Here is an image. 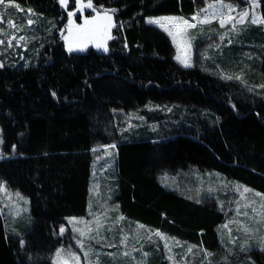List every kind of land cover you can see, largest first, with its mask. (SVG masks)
<instances>
[{
    "label": "trees",
    "instance_id": "obj_1",
    "mask_svg": "<svg viewBox=\"0 0 264 264\" xmlns=\"http://www.w3.org/2000/svg\"><path fill=\"white\" fill-rule=\"evenodd\" d=\"M12 1L56 20L65 12L59 0ZM210 1L95 0L114 9L108 53L94 47L69 53L56 33L37 64L22 63L26 52L20 64H0V185L28 196L35 220L24 238H14L0 217V264H54L71 233L65 217L86 215L93 161L113 144L112 195L121 212L215 252L223 264L219 229L229 212L165 187L160 176L197 166L264 193V73L251 92L241 82L184 67L168 34L145 21L192 15ZM258 1L264 17V0ZM252 35L264 41V30ZM169 105H176L177 120L166 117ZM158 257L154 264H161ZM195 264L214 263L199 255ZM246 264H264V252L256 250Z\"/></svg>",
    "mask_w": 264,
    "mask_h": 264
},
{
    "label": "rangeland",
    "instance_id": "obj_2",
    "mask_svg": "<svg viewBox=\"0 0 264 264\" xmlns=\"http://www.w3.org/2000/svg\"><path fill=\"white\" fill-rule=\"evenodd\" d=\"M59 2L65 12L56 20L12 0H0L1 65L20 64L24 52L30 60L25 58L22 63L37 64L41 50L56 33L69 53H85L91 47L101 53L110 51L116 26L113 8L100 6L95 0ZM210 2L192 16L163 14L147 16L145 21L168 34L175 49L174 59L180 65L241 82V87L253 92L259 87L256 80L264 73V41L252 37L255 29L264 30L261 8L254 3L236 6L235 11L231 1ZM13 33L16 36L11 39ZM174 106L169 105L170 111L165 112L168 120L176 119ZM2 145L0 126V149ZM113 146L104 147L96 155L87 213L65 217L71 233L54 252V264H154L155 255H159L161 264H195L199 255L202 261L217 264L215 252L121 212L112 195L117 155ZM160 181L196 200L216 202L218 208L229 212L219 229L218 253L223 264H234L233 259L241 260L236 264L253 262L256 250L264 252L263 192L220 171L197 166L183 175L162 174ZM0 217L6 232L14 238H24L35 222L28 196L19 189L12 192L5 185H0ZM66 231L65 225L62 233Z\"/></svg>",
    "mask_w": 264,
    "mask_h": 264
},
{
    "label": "crops",
    "instance_id": "obj_3",
    "mask_svg": "<svg viewBox=\"0 0 264 264\" xmlns=\"http://www.w3.org/2000/svg\"><path fill=\"white\" fill-rule=\"evenodd\" d=\"M214 1V0H213ZM228 1H230V0H228ZM232 2V1H231ZM209 3H211V2H209ZM209 3H207V4H209ZM233 3V2H232ZM254 3H257V5L256 6H260V4H259V1L258 0H250V3H248L249 5H253ZM207 4H206V6H207ZM235 4V3H234ZM236 6H239V5H237V4H235L234 6H233V8L235 9L236 8ZM205 8V7H204ZM238 9H235V11H237ZM194 15V14H193ZM192 16V15H191ZM214 20V19H213ZM263 30V29H262Z\"/></svg>",
    "mask_w": 264,
    "mask_h": 264
},
{
    "label": "flooded vegetation",
    "instance_id": "obj_4",
    "mask_svg": "<svg viewBox=\"0 0 264 264\" xmlns=\"http://www.w3.org/2000/svg\"><path fill=\"white\" fill-rule=\"evenodd\" d=\"M15 36H16V34L13 33L12 36H11V39L14 38ZM19 43H20V41H19Z\"/></svg>",
    "mask_w": 264,
    "mask_h": 264
}]
</instances>
